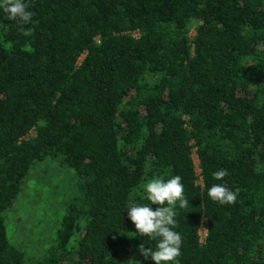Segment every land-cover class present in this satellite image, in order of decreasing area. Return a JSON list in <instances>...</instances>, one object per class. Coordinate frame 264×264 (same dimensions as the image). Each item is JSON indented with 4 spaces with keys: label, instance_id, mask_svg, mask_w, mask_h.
<instances>
[{
    "label": "trees",
    "instance_id": "1",
    "mask_svg": "<svg viewBox=\"0 0 264 264\" xmlns=\"http://www.w3.org/2000/svg\"><path fill=\"white\" fill-rule=\"evenodd\" d=\"M24 2L27 24L0 8V264H155L128 206L176 175L189 204L171 264H264V0ZM46 159L74 170L77 193L27 260L3 213ZM213 184L236 203L212 201Z\"/></svg>",
    "mask_w": 264,
    "mask_h": 264
},
{
    "label": "rangeland",
    "instance_id": "2",
    "mask_svg": "<svg viewBox=\"0 0 264 264\" xmlns=\"http://www.w3.org/2000/svg\"><path fill=\"white\" fill-rule=\"evenodd\" d=\"M77 180L68 166L50 159L37 162L13 205L4 211L7 238L27 260L42 258L54 244L67 204L77 193Z\"/></svg>",
    "mask_w": 264,
    "mask_h": 264
},
{
    "label": "clouds",
    "instance_id": "3",
    "mask_svg": "<svg viewBox=\"0 0 264 264\" xmlns=\"http://www.w3.org/2000/svg\"><path fill=\"white\" fill-rule=\"evenodd\" d=\"M0 8L8 14L9 20H19L22 24L30 23L34 12L28 10L24 0H0ZM24 35H30L31 30L21 29ZM228 175L227 169H221L212 173L217 181H222ZM179 175L173 176L167 181L153 178L144 187L150 205H158L153 210L150 205L130 204L128 206V218L135 225L138 234L156 241V248L145 247V243L138 245V252L145 258L153 260L155 264H171L181 255L182 236L174 228L177 225L175 208H187L189 201L184 195V185ZM208 197L221 205L235 204L239 190H231L223 184H213L207 192ZM167 205V206H165ZM206 217L202 218L199 230L207 231L204 227ZM126 264H140L134 257Z\"/></svg>",
    "mask_w": 264,
    "mask_h": 264
},
{
    "label": "built area",
    "instance_id": "4",
    "mask_svg": "<svg viewBox=\"0 0 264 264\" xmlns=\"http://www.w3.org/2000/svg\"><path fill=\"white\" fill-rule=\"evenodd\" d=\"M205 234H206V231L202 232L201 230H199L200 240H203Z\"/></svg>",
    "mask_w": 264,
    "mask_h": 264
}]
</instances>
